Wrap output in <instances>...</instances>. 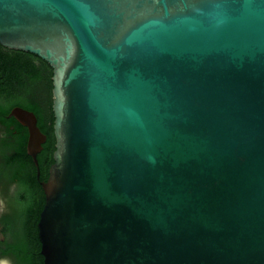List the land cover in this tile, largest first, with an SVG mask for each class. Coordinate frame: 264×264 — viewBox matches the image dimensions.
I'll return each mask as SVG.
<instances>
[{"label":"water","instance_id":"obj_1","mask_svg":"<svg viewBox=\"0 0 264 264\" xmlns=\"http://www.w3.org/2000/svg\"><path fill=\"white\" fill-rule=\"evenodd\" d=\"M0 44L52 67L44 264H264V0H0Z\"/></svg>","mask_w":264,"mask_h":264},{"label":"trees","instance_id":"obj_2","mask_svg":"<svg viewBox=\"0 0 264 264\" xmlns=\"http://www.w3.org/2000/svg\"><path fill=\"white\" fill-rule=\"evenodd\" d=\"M52 67L34 53L0 44V259L13 264H44L37 222L45 203L40 181L53 163L55 135ZM15 106L32 111L46 139L36 154L27 153V128L8 116Z\"/></svg>","mask_w":264,"mask_h":264},{"label":"rangeland","instance_id":"obj_3","mask_svg":"<svg viewBox=\"0 0 264 264\" xmlns=\"http://www.w3.org/2000/svg\"><path fill=\"white\" fill-rule=\"evenodd\" d=\"M5 209V201L4 199L0 196V215ZM0 264H13L9 259L2 258L0 259Z\"/></svg>","mask_w":264,"mask_h":264},{"label":"bare ground","instance_id":"obj_4","mask_svg":"<svg viewBox=\"0 0 264 264\" xmlns=\"http://www.w3.org/2000/svg\"><path fill=\"white\" fill-rule=\"evenodd\" d=\"M31 148L33 147V145L36 143V138L34 139V138H32V140H31Z\"/></svg>","mask_w":264,"mask_h":264}]
</instances>
